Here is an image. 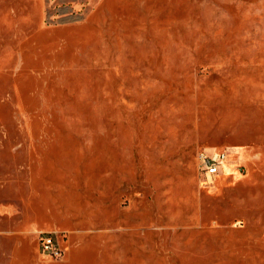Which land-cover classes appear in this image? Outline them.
<instances>
[{
    "label": "rangeland",
    "instance_id": "rangeland-1",
    "mask_svg": "<svg viewBox=\"0 0 264 264\" xmlns=\"http://www.w3.org/2000/svg\"><path fill=\"white\" fill-rule=\"evenodd\" d=\"M203 148L233 153L223 178L202 181ZM37 163L53 214L61 183L109 191L96 264H264V0H0L7 250L55 231L21 201Z\"/></svg>",
    "mask_w": 264,
    "mask_h": 264
},
{
    "label": "crops",
    "instance_id": "crops-1",
    "mask_svg": "<svg viewBox=\"0 0 264 264\" xmlns=\"http://www.w3.org/2000/svg\"><path fill=\"white\" fill-rule=\"evenodd\" d=\"M37 164H28L30 167H27L26 164L27 172L28 170L29 172L24 181L27 182L31 193L23 195L21 201L24 204L26 212L33 219L35 217L39 218L41 214L43 217L50 216L52 221L48 228L50 227L55 231L60 230L64 233L65 241L63 243L66 249L64 257L55 261L42 257L39 253L40 251H38L39 245L36 230H29L30 232L8 231L4 235L7 237V240L9 239L8 242L10 241V248L7 250L4 246L0 245V264H96L97 261L101 263V259L99 258L101 252L96 255L93 248H96L94 244L96 238H98L97 248L99 251L103 250L105 235L107 242L110 240L111 199L109 191L105 193L104 187H96L92 191L94 194L92 199L88 200L87 192L89 190L86 186L79 187L75 185V188L72 189L69 184L65 185L61 183L58 190L60 189L63 194L62 200H60L62 205L58 208L55 206L53 214L48 210V207L46 208V202L43 200L45 198H42V195L39 194L41 183L44 182L42 177L43 175L46 176V173L42 172L39 163ZM228 167L229 165L217 177V180L226 175ZM67 181L69 180L67 179ZM71 191L77 192L78 197H74ZM2 210L9 211L8 213L10 214L14 211L11 207H7L6 209L1 208ZM64 224L67 227H63ZM80 226H84V228ZM44 228L42 224L41 227H37L36 229ZM28 242L35 245L34 247L39 257L27 258L23 255V250Z\"/></svg>",
    "mask_w": 264,
    "mask_h": 264
},
{
    "label": "built area",
    "instance_id": "built-area-1",
    "mask_svg": "<svg viewBox=\"0 0 264 264\" xmlns=\"http://www.w3.org/2000/svg\"><path fill=\"white\" fill-rule=\"evenodd\" d=\"M233 154L229 148H203L197 153V167L202 181L211 180L212 182L220 176L227 165H229V157ZM237 171H241L240 165L236 167ZM55 231L39 232L37 234L39 251L50 258L60 259L63 256V249L56 241Z\"/></svg>",
    "mask_w": 264,
    "mask_h": 264
}]
</instances>
